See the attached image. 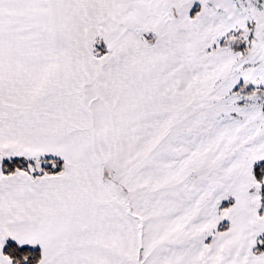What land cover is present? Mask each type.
Returning <instances> with one entry per match:
<instances>
[{
  "label": "snow or ice",
  "instance_id": "1",
  "mask_svg": "<svg viewBox=\"0 0 264 264\" xmlns=\"http://www.w3.org/2000/svg\"><path fill=\"white\" fill-rule=\"evenodd\" d=\"M0 264H264V0H0Z\"/></svg>",
  "mask_w": 264,
  "mask_h": 264
}]
</instances>
